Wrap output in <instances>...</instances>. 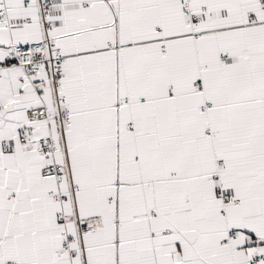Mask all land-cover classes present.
<instances>
[{"label":"snow or ice","instance_id":"1","mask_svg":"<svg viewBox=\"0 0 264 264\" xmlns=\"http://www.w3.org/2000/svg\"><path fill=\"white\" fill-rule=\"evenodd\" d=\"M0 264H264V0H0Z\"/></svg>","mask_w":264,"mask_h":264}]
</instances>
